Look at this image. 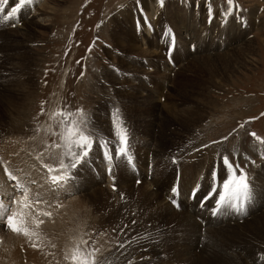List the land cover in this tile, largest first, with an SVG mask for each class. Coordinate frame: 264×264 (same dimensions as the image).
<instances>
[{
	"label": "rangeland",
	"instance_id": "1",
	"mask_svg": "<svg viewBox=\"0 0 264 264\" xmlns=\"http://www.w3.org/2000/svg\"><path fill=\"white\" fill-rule=\"evenodd\" d=\"M17 2L9 0L3 14ZM229 7L227 0H33L18 21L0 22V198L9 203L6 194L13 191V181L4 172L7 166L33 193H42L45 202L39 208L52 213L40 217L45 225L39 229L38 247L0 222V264H37L34 256L38 264H71L65 254L81 240L88 242L82 248L99 249L97 256L108 264H264V223L255 222L264 214L261 152L259 167L251 166L246 173L249 184L255 180L250 184L254 205L246 217L208 219L212 225L202 226L191 208L184 204L178 209L159 193L176 182L173 178L168 183L170 172L182 182L173 158L180 160L177 167L199 166L198 176L210 169L214 150L224 174V155L251 158L254 148L264 154V144L251 135L264 139V0H234L231 15ZM123 11L132 12L133 21ZM146 18L159 28L157 36L136 33V22L143 27ZM193 32L195 37L186 38ZM173 33L178 41L168 53L161 34L173 38ZM60 109H83L95 137L109 141L113 160H105L94 145L89 161L72 170L74 178L49 190L44 165L58 168L63 152L55 147L60 118H51ZM117 109L127 129L128 155L139 170L136 175L124 165L125 158L114 154ZM241 165L246 172V164ZM111 166L117 172V189L106 176L105 167ZM195 178L181 189L188 193ZM156 182L164 189L158 191ZM152 223L161 226L159 236L146 238ZM147 246L156 248L157 257L144 262ZM11 255L19 259L11 260Z\"/></svg>",
	"mask_w": 264,
	"mask_h": 264
},
{
	"label": "snow or ice",
	"instance_id": "2",
	"mask_svg": "<svg viewBox=\"0 0 264 264\" xmlns=\"http://www.w3.org/2000/svg\"><path fill=\"white\" fill-rule=\"evenodd\" d=\"M32 2L33 0H18L10 11L3 14L5 12L4 6L8 5L9 0H0V22L16 20L21 10ZM227 2L230 6L227 14L231 15V6L234 0H227ZM118 112L117 109L113 113V127L116 138L114 154L117 157L125 158L128 163H131L132 157L128 155L127 129L123 126V121ZM57 117L60 118L58 120L60 131L54 133V135L59 136L60 142L56 143L55 147L57 149L62 148L63 152L59 159L58 168L44 165L49 174L46 179L49 190H58L73 179L72 170L78 169V167L89 161L94 145H99L105 160L109 162L113 160V149L110 147L109 141H101L95 137L94 132L90 130V122L83 109L75 111L60 109L51 115L53 119ZM251 135L264 144V139H261L256 133H251ZM224 139L226 140L227 137ZM203 147H208V145ZM63 157H67V163H65ZM222 161L226 169L225 176L221 179L218 173H214V178L219 183L217 187L210 188V191L203 197V201L215 198V205L211 210L212 215H217L223 211L243 213L246 210V205L252 199L247 174L239 168V165H233L226 155L222 157ZM173 163H176V161L173 160ZM108 170L109 172L112 171L111 168ZM237 170H239V175H237ZM4 172L9 180L17 181V183L13 186V191L6 194L9 203H5L4 199L0 198V219L4 220V226L12 233L23 235L30 241H39V229L44 224V220L40 217H51L52 215L51 212L39 208V205L45 202L42 193H33L29 187L19 181L17 176L13 175L7 166L4 167ZM31 183L35 184L36 181L33 180ZM172 191L176 193L178 189L174 187ZM17 193L19 194L17 195ZM193 195H195V191ZM203 201L201 206H203ZM172 203L175 204L176 201L173 199ZM87 243L86 240L76 243L70 252L65 254L64 259L70 261L71 264H108L106 259L97 256L99 249L81 247V245H87ZM32 246L38 247L39 245L37 242H33Z\"/></svg>",
	"mask_w": 264,
	"mask_h": 264
},
{
	"label": "bare ground",
	"instance_id": "3",
	"mask_svg": "<svg viewBox=\"0 0 264 264\" xmlns=\"http://www.w3.org/2000/svg\"><path fill=\"white\" fill-rule=\"evenodd\" d=\"M34 9H35V8H34ZM151 10H152V9H151ZM157 10H158V9H157ZM37 11H38V10H37ZM155 12H156V11H155ZM258 12H259V9L256 10L255 15H256ZM131 13H132V12L125 13V11H123V14H124V16H125V18H126V20H127L128 22H130V19H131ZM249 14H250V13H249ZM149 16H151V19H152V20L155 18V17H154V13H150V12H149ZM258 16H259V15H257V18H258ZM257 18H256V19H257ZM122 20H123V19H122ZM131 20H132V19H131ZM188 20H189V19H188ZM132 21H133V20H132ZM125 22H126V21H125ZM191 22H192V21H191ZM117 23H118V22H117ZM175 23H176V22H175ZM186 23H187V22H186ZM27 24H28V23H27ZM124 24H125V23H124ZM28 26H29V25H28ZM123 26H124V25H123ZM123 26H122V27H123ZM125 26H126V25H125ZM129 26H130V25H129ZM119 27H120V26H119ZM25 28H26V27H25ZM128 28H129V27H128ZM123 29H124V28H123ZM188 29H189V28H188ZM188 29H187V30H188ZM29 30H30V28H27V34H28V35H29ZM16 31H17V30H16ZM189 31H190V30H189ZM186 32H187V31H186ZM128 33H129V32H128ZM197 33H198V32H197ZM130 34H131V33H130ZM133 34H134V33H133ZM133 34H132V35H133ZM117 35H118V34H117ZM233 35H234V34H233ZM237 35H238V34H237ZM237 35H236V36H237ZM239 35H240V34H239ZM130 36H131V35H130ZM185 36H186V38H188V37H189V38H192V37H195L196 34H195V32H193L192 36L190 35V33L187 34V35H185ZM246 36H247V35H246ZM127 37H128V36H127ZM127 37H126V38H127ZM135 38H136V37H135ZM135 38H134V39H135ZM239 38H240V37H239ZM24 39H26V38H24ZM118 39H119V38H118ZM122 40H123V39H122ZM132 42H133V41L130 40V42H129V44H128L130 47H134V44H135V43L133 44ZM231 42H232V41H231ZM121 43H122V42H121ZM248 44H249V43H248ZM144 45H145V44H144ZM137 46H138V45H137ZM246 46H247V45H246ZM240 47H241V46H240ZM247 47H249V46H247ZM245 48H246V47H245ZM249 48H250V47H249ZM253 50H254V49H253ZM126 51H127V48H126ZM256 51H257V50H256ZM256 53H257V52H256ZM158 54H159V53H158ZM224 56H225V55H224ZM226 57H227V56H226ZM127 64H128V63H127ZM127 64H126V65H127ZM131 69H132V68H131ZM123 70H124V67H123ZM134 71H136V70L134 69ZM121 72H122V71H121ZM131 74H132V73H131ZM143 74H144V73H143ZM147 74H148V73H147ZM107 75H108V74H107ZM133 76H134V75H133ZM151 76H152V75H151ZM162 78H163V77H162ZM167 78H168V77H167ZM169 78H170V77H169ZM107 79H108V78H107ZM109 80H111V79H109ZM173 82H174V81H173ZM176 82H177V81H176ZM128 84H129V83H128ZM142 86H143V85H142ZM145 89H147V88H145ZM150 90H151V89H150ZM170 91H171V90H169V92H170ZM171 93H172V92H171ZM133 106H134V105H133ZM143 109H144V108H143ZM148 109H149V108H148ZM179 109H180V108H179ZM141 118H142V117H141ZM145 118H146V117H145ZM178 118H179V117H178ZM146 119H147V118H146ZM138 122H139V121H138ZM140 122H141V121H140ZM154 122H155V121H154ZM136 123H137V122H136ZM127 125H128V124H127ZM143 125H144V124H143ZM143 125H141V126H143ZM137 126H138V125H137ZM138 127H139V126H138ZM138 127H137V128H138ZM145 127H146V126H145ZM145 127H144V128H145ZM138 129H139V128H138ZM149 129H151V128H149ZM152 129H153V128H152ZM167 130H168V129H167ZM137 131H138V130H137ZM149 131H150V130H149ZM153 131H154V130H153ZM114 132H115V131H114ZM140 132H142V131H140ZM151 132H152V131H151ZM152 134H153V132H152ZM152 134H151V136H152ZM139 136H140V135H139ZM153 137H154V136H153ZM159 139H160V138H159ZM143 140H144V138H143ZM149 141H150V140H149ZM151 141H152V140H151ZM153 141H154V138H153ZM145 142H146V141H145ZM156 142H157V141H156ZM158 142H159V140H158ZM160 143H161V142H160ZM135 144H136V143H135ZM156 144H157V143H156ZM147 145H148V144H147ZM144 146H145V145H144ZM158 146H159V145H158ZM256 146H257V145H256ZM218 147H219V146H218ZM155 148H156V147H155ZM220 148H221V147H220ZM11 149H12V148H11ZM215 149H216V148H215ZM23 150H24V149H23ZM144 150H145V149H144ZM146 150H147V149H146ZM139 151H140V150H139ZM211 151H212V150H211ZM25 152H26V151H25ZM146 152H147V151H146ZM148 152H150V151H148ZM214 152H215V150H214ZM261 152H262V151H261ZM136 153H137V152H136ZM140 153H141V152H140ZM145 154H146V153H145ZM19 155H20V154H19ZM26 155H27V154H26ZM194 155H195V154H194ZM147 156H149V154H147ZM160 156H161V155H160ZM189 158H190V157H189ZM206 158H207V157H206ZM181 159H182V158H181ZM185 159H186V158H185ZM191 159H192V158H191ZM186 160H188V159H186ZM183 162H184V161H182V163H183ZM186 162H187V161H186ZM188 162H189V160H188ZM199 165H200V164H199ZM195 166H196L195 164H191V165L187 164V166L184 167V168L180 167V168H181V172H180V173H181V176H182V185H183V184H184V185H186V184H187V185H190V184L192 183V178H193V179H194L195 177L197 178V174H196V172L198 171L199 166H196V167H195ZM9 168H10V167H9ZM173 168H174V167H173ZM182 173H184V175H182ZM260 173H261V172H260ZM195 174H196V175H195ZM189 175H190L191 177H190ZM127 176H128V175H127ZM162 176H163V175H162ZM176 176H177V174L175 173V171H173V173L170 172V173H169V177H168V183L173 182V178H174V180H176V179H175ZM126 178H127V177H126ZM131 178H133V177H131ZM196 178H195V179H196ZM133 179H134V178H133ZM257 179H258V178H257ZM165 180H166V179H165ZM186 180H187L188 183H186ZM257 181H258V180H256V182H257ZM135 183H136V182H135ZM156 183H158V182H156ZM39 184H40V183H39ZM150 184H151V183H150ZM0 186H1V185H0ZM125 186H126V185H125ZM158 186H159V183L156 184V187L158 188V191H159L160 189H164V185H161L162 187H158ZM169 186H170V185H169ZM121 187H122V186H121ZM134 187H136V186H134ZM148 187H149V186H148ZM260 187H261V186H260ZM188 188H189V186H188ZM35 189H36V188H35ZM99 189H100V188H99ZM153 189H155V188H153ZM149 190H150V188H149ZM183 190H184V189H183ZM31 191H34V190H31ZM107 191H108V189H107ZM99 192H100V191H99ZM102 192H103V191H102ZM137 192H138V191H137ZM40 193H41V192H40ZM159 193H160L161 195H162V194H164V195L166 194V192H164V190H162V193H161V191H159ZM125 194H126V193H125ZM262 194H263V193H262ZM117 195H118V194H117ZM127 195H129V194H127ZM130 195H131V194H130ZM150 195H151V194H150ZM53 196H54V195H53ZM42 197H43V196H42ZM111 197L113 198V195H112ZM161 197H162V196H161ZM106 198H107V197H106ZM115 198H116V196H115ZM129 198H130V197H128V199H129ZM151 198H152V197H151ZM44 199H45V198H44ZM107 199H108V198H107ZM120 199H121V198H120ZM125 199H126V198H125ZM164 199H165V198H164ZM261 199H262V198H261ZM113 200H114V198H113L111 201H113ZM154 200H155V199H154ZM262 200H263V199H262ZM111 201H110V202H111ZM114 201H115V200H114ZM114 201H113V203H114ZM119 201H120V200H119ZM123 201H126V202H127V200H124V199H123ZM130 201H131V199H130ZM263 201H264V200H263ZM102 202H103V201H102ZM121 202H122V201H121ZM126 202H125V204L127 205ZM131 202H132V201H131ZM137 202H138V201H137ZM146 202H147V201H146ZM168 202H170V201H168ZM105 203H106V202H105ZM113 203H112V204H113ZM132 203H133V202H132ZM135 203H136V202H134V205H135ZM140 203H141V202H140ZM112 204H110V205H112ZM115 204H116V202L114 203V205H115ZM121 204H124V202L121 203ZM125 204H124V205H125ZM129 204H130V203H129ZM110 205H109V206H110ZM137 205H138V204H136L135 207H137ZM116 206H118V204H117ZM116 206H115V208H117ZM142 206H143V203H142ZM168 206H170L169 203H168ZM168 206H167V207H168ZM171 206H172V205H171ZM131 207H132V206H131ZM135 207H134V208H135ZM140 207H141V206H140ZM143 207H144V206H143ZM73 208H74V207H73ZM75 208H76V207H75ZM111 208H112V207H111ZM115 208H114V210H116ZM124 208H125V206H124ZM132 208H133V207H132ZM134 208H133V209H134ZM138 208H139V207H138ZM79 209H80V208H78V210H79ZM127 209H129V205L127 206ZM133 209H131L130 211H133ZM139 209H141V208H139ZM262 209L264 210V203L262 204ZM75 210H77V208H76ZM110 210H111V209H110ZM120 210H121V207H120ZM120 210H119V211H120ZM141 210H142V209H141ZM79 211H81V210H79ZM94 211H95V210H94ZM60 212H61V211H60ZM134 212H135V211H134ZM141 212H142V211H141ZM191 212H192V211H191ZM113 213H114V212H113ZM118 213H119V212H118ZM128 213H129V212H128ZM196 213H197V212H196ZM196 213H195V214H196ZM58 214H59V213H58ZM95 214H96V213H95ZM115 214H116V213H115ZM121 214H122V213H121ZM124 214H125V213H124ZM126 214H127V213H126ZM126 214H125V215H126ZM129 214H130V213H129ZM129 214H128V216H129ZM135 214H136V213H134V215H135ZM137 214H139V213L137 212ZM137 214H136V215H137ZM113 215H114V214H112V216H113ZM130 215H131V214H130ZM132 215H133V214H132ZM132 215H131V216H132ZM134 215H133V216H134ZM188 215H189V214H188ZM114 216H115V215H114ZM118 216H119V215H118ZM131 216H129V217H131ZM133 216H132V217H133ZM261 216H262V218H260V219H255V222H263V223H264V214L261 215ZM59 217H60V216H59ZM132 217H131V218H132ZM136 217H137V216H136ZM136 217H135V218H136ZM111 218H112V217H111ZM111 218H109V219L111 220ZM137 218H138V217H137ZM137 218H136V219H137ZM147 218H149V217H147ZM177 218H178V217H177ZM185 218H186V217H185ZM54 219H55V218H54ZM94 219H95V218H94ZM96 219H97V218H96ZM114 219H115V218H114ZM139 219H140V218H139ZM195 219H196V218H195ZM51 220H52V219H51ZM57 220H58V219H57ZM103 220H104V219H103ZM103 220H101V221H103ZM147 220H149V219H147ZM162 220H164V219H162ZM180 220H181V219H180ZM189 220H190V218H189ZM54 221H55V220H54ZM60 221H61V223H62V220H60ZM111 221H112V220H111ZM114 221H115V220H114ZM138 221L140 222V220H138ZM164 221H165V220H164ZM115 222H116V221H115ZM119 222H120V221H119ZM130 222H131V221H130ZM139 222H138V223H139ZM141 222H143V221H141ZM141 222H140V223H141ZM171 222H172V221H171ZM171 222H170V223H171ZM196 222L198 223L199 221L196 219ZM212 222H213V221H212ZM253 222H254V221H253ZM55 223H56V222H55ZM59 223H60V222H59ZM59 223H58V224H59ZM106 223H107V222H106ZM111 223H112V222H111ZM111 223H110V224H111ZM113 223H114V222H113ZM138 223H137V225H138ZM174 223H175V222H174ZM182 223H183V222H182ZM199 223H200V222H199ZM199 223H198V224H199ZM58 224H57V226H59ZM148 224H149V223H148ZM163 224H164V223H163ZM183 224H184V223H183ZM193 224H194V223H193ZM213 224H214V223H213ZM248 224H249V223H248ZM250 224H252V223H250ZM44 225H45V224H44ZM111 225H112V224H111ZM121 225H122V224H121ZM170 225H171V224H170ZM194 225H195V224H194ZM207 225L211 226L212 224H210V223L207 221ZM259 225H260V224H259ZM60 226H61V224H60ZM114 226H115V225H114ZM118 226H119V225H118ZM122 226H123V225H122ZM163 226H164V225H163ZM248 226H249V225H248ZM256 226H257V225H256ZM43 227H44V226H43ZM54 227L57 228L56 225H55ZM61 227H62V226H61ZM102 227H103V226H102ZM112 227H113V226H112ZM159 227H161V226H158L156 223H152V225H151V229H150V231H149L150 234H149V235L146 234V235H147L146 238H147V237H148V238H154V237H156V236H159V235H158V234L160 233V230H158ZM182 227H183V226H182ZM192 227H193V226H192ZM49 228H50V226H49ZM55 228H54V229H55ZM103 228H104V227H103ZM116 228H117V225H116ZM244 228H245V229H246V228L248 229V227H244ZM257 228H258V227H257ZM257 228H256V229H257ZM110 229H111V228H110ZM140 229L143 230L144 228H140ZM242 229H243V228H242ZM259 229H260V228H259ZM261 229H262V228H261ZM43 230H44V229H43ZM138 230H139V229H138ZM147 230H149V229H147ZM234 230H235V229H234ZM248 230H249V229H248ZM54 231H55V230H54ZM216 231H217V230H216ZM218 231H219V230H218ZM260 231H261V230H260ZM260 231L258 230V232H260ZM41 232H44V231H41ZM58 232H59V231H58ZM188 232H189V230H188ZM188 232H187V233H188ZM254 232H255V231H254ZM256 232H257V231H256ZM51 233H52V232H51ZM51 233H50V234H51ZM187 233H185V234H187ZM235 233H236V232H235ZM248 233H249V232H248ZM45 234H46V233H45ZM65 234H66V233H65ZM216 234H217V233H216ZM258 234H260V233H258ZM52 235H53V234H52ZM52 235H49V236H52ZM135 235H136V234H135ZM255 235H256V234H255ZM263 235H264V234H263ZM130 236H131V235H130ZM167 236H168V235H167ZM193 236H195V235H193ZM200 236H202V235L200 234ZM259 236H260V235H258V236H256V237L258 238ZM135 237H136V236H135ZM188 237H190V236H188ZM51 238H52V237H51ZM132 238H133V237H132ZM138 238H139V237H138ZM261 238H262V236H261ZM41 239H43V238H41ZM48 239H49V238H48ZM144 239H145V238H144ZM190 239H191V238H190ZM235 239H236V238H235ZM263 239H264V237H263ZM39 240H40V239H39ZM43 240H44V239H43ZM150 240H151V239H150ZM192 241H193V240H192ZM210 241H211V240H210ZM261 241H262V240H261ZM33 242H35V241H33ZM36 242H37V241H36ZM137 242H138V241H137ZM149 242H150V241H149ZM174 242H175V241H174ZM225 242H226V241H225ZM7 243H8V242H7ZM108 243H109V242H108ZM212 243H213V242H212ZM238 243H239V241H238ZM5 244H6V243H5ZM11 244H12V243H11ZM151 244H154V243L151 242ZM151 244H150V245H151ZM6 245H7V244H6ZM40 245H41V244H40ZM138 245H139V244H138ZM12 246H13V245H12ZM126 246H127V245H126ZM231 246H232V245H231ZM7 247H8V246H7ZM47 247H48V246H47ZM51 247H52V246H51ZM51 247H50V248H51ZM134 247H135V246H134ZM147 247H148V246H147ZM156 247H157V246H156ZM39 248H40V247H39ZM39 248H38V249H39ZM195 248H196V247H195ZM13 249H14V248H12V250H13ZM142 249H143V248H142ZM189 249H190V247H189ZM208 249H209V248H208ZM15 250H16V249H15ZM39 250H40V249H39ZM46 250H47V249H46ZM139 250H140V249H139ZM1 251H2V250H1ZM17 251H18V250H17ZM17 251H16V252H13V251H12V252H13V253H17ZM185 251H186V249H185ZM197 251H198V250H197ZM212 251H213V250H212ZM49 252H50V251H49ZM5 253H7V252H5ZM10 253H11V252H10ZM32 253H33V252H32ZM202 253H203V252H202ZM0 254H1V253H0ZM144 254H145L144 257H141L142 260H143L144 262H145V260H148V261H149V260H153L154 258L157 257V250H156V248H155L154 246H150V247H148V248L145 247ZM190 254H191V253H190ZM9 255H10V254H9ZM13 255H14V254H13ZM17 255H18V254H17ZM192 255H193V254H192ZM195 255H196V254H195ZM230 255H231V254H230ZM235 255H236V254H235ZM2 256H3V252H2V255H1L0 258H2ZM5 256H6V255H5ZM19 256L21 257L22 255L19 254ZM23 256H24V255H23ZM37 256H38V255H37ZM40 256L42 257V254H41ZM45 256H46V255H45ZM45 256H44V257H45ZM136 256H137V255H136ZM193 256H194V255H193ZM206 256H207V255H206ZM6 257H7V256H6ZM8 257H9V256H8ZM15 257H16V256H12V255H11V260H12L13 258H15ZM29 257H30V256H29ZM29 257H28V258H29ZM38 257H39V256H38ZM41 257H40V259H41ZM230 257H231V256H230ZM17 258L19 259V257L17 256L15 260H17ZM21 258H22V257H21ZM42 258H43V257H42ZM195 258H196V257H195ZM5 259H6V258H5ZM24 259H25V258H24ZM35 259H36V260H35ZM37 259H38V258H36V257L34 256V259H33V260L38 264L37 261H38L39 259H38V260H37ZM52 259H53V258H52ZM144 259H145V260H144ZM2 260H3V259H2ZM9 260H10V258H9ZM9 260H7V261L9 262ZM13 260H14V259H13ZM22 260H23V259H22ZM30 260H31V259H30ZM190 260H191V259H190ZM192 260H193V259H192ZM192 260H191V261H192ZM260 260H261V259H260ZM23 261H24V260H23ZM27 261H29V260H27ZM209 261H210V260H209ZM213 261H214V260H213ZM213 261H212V262H213ZM228 261H230V260H228ZM3 262H4V261H3ZM12 262H13V261H12ZM12 262H11V263H12ZM35 262H34V263H35ZM115 262H116V261H115ZM139 262H142V261H139ZM151 262H152V261H151ZM216 262H217V261H216ZM238 262H239V261H238ZM5 263H6V262H5ZM17 263H18V261H17ZM209 263H210V262H209ZM213 263H215V262H213ZM8 264H9V263H8ZM23 264H24V263H23ZM140 264H141V263H140ZM217 264H218V263H217ZM262 264H263V263H262Z\"/></svg>",
	"mask_w": 264,
	"mask_h": 264
}]
</instances>
